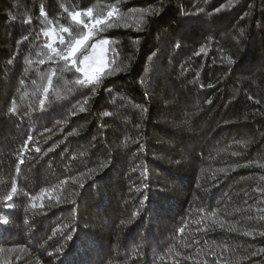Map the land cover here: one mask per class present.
<instances>
[{"label": "trees", "instance_id": "16d2710c", "mask_svg": "<svg viewBox=\"0 0 264 264\" xmlns=\"http://www.w3.org/2000/svg\"><path fill=\"white\" fill-rule=\"evenodd\" d=\"M0 221V264H264V0H0Z\"/></svg>", "mask_w": 264, "mask_h": 264}, {"label": "rangeland", "instance_id": "374dc122", "mask_svg": "<svg viewBox=\"0 0 264 264\" xmlns=\"http://www.w3.org/2000/svg\"><path fill=\"white\" fill-rule=\"evenodd\" d=\"M100 42L94 44L87 59L84 58L80 64V72L88 79L98 76L108 68L107 43Z\"/></svg>", "mask_w": 264, "mask_h": 264}, {"label": "snow or ice", "instance_id": "6c2138e0", "mask_svg": "<svg viewBox=\"0 0 264 264\" xmlns=\"http://www.w3.org/2000/svg\"><path fill=\"white\" fill-rule=\"evenodd\" d=\"M78 15H79V13L75 14V15L73 16V19H76V17H77ZM88 15H91V9L88 10ZM111 15H112V13L109 12V16H111ZM102 23H103L102 20H99V19L94 20V22L92 23V25H91V27H90V29H89V35H91V30H92L93 28H97L98 25H100V24H102ZM101 30H102V29H101ZM65 31H67V29H65ZM84 39H85V40L88 39V36H85ZM61 43H64V41L61 40ZM82 43H83L82 40H78V41H76V45H75V46L69 44V51H68V54H67V56H62V59H70V58L75 54V52L77 51V47H78L79 45H81ZM100 43L105 44V43H107V41H101ZM49 47H51V45H49ZM52 51H53V52H56L55 49H52ZM56 54L59 55V53H56ZM85 59H87V57H86ZM105 115L107 116L108 113H105ZM9 198H11V194H10ZM6 222H7V221H0V223H6ZM261 235H264V233H261ZM259 252L264 253V249H260ZM256 254H257V253H253V255H256Z\"/></svg>", "mask_w": 264, "mask_h": 264}]
</instances>
